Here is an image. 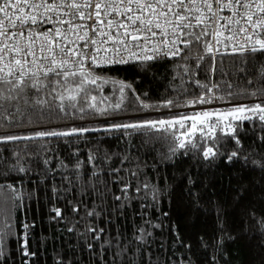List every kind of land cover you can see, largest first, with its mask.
<instances>
[{
  "label": "trees",
  "instance_id": "trees-1",
  "mask_svg": "<svg viewBox=\"0 0 264 264\" xmlns=\"http://www.w3.org/2000/svg\"><path fill=\"white\" fill-rule=\"evenodd\" d=\"M240 59L224 57L215 72L208 71L207 58L200 69L180 58L97 69L95 74L107 82L98 81L101 86L90 95L97 96V108L104 113L83 119L77 113L46 126L5 123L0 135L100 130L0 144V184L15 188L20 197L0 204V264H264V122L256 113H246L250 120L232 122L239 143L217 126L221 154L210 159L201 149L214 141L199 133L198 149H179L154 130H104L113 123L264 106V83ZM184 64L188 72L178 67ZM113 81L131 88L122 93ZM200 95L209 102L185 103ZM214 99L222 105L209 107ZM166 100L177 106L164 107ZM116 103L120 109H114ZM233 151L239 157L229 161ZM10 192L5 189L6 196ZM57 208L60 217L53 211ZM93 228L98 231H89ZM126 246L127 252L117 257Z\"/></svg>",
  "mask_w": 264,
  "mask_h": 264
},
{
  "label": "snow or ice",
  "instance_id": "snow-or-ice-1",
  "mask_svg": "<svg viewBox=\"0 0 264 264\" xmlns=\"http://www.w3.org/2000/svg\"><path fill=\"white\" fill-rule=\"evenodd\" d=\"M226 56L240 57L238 63L255 68L259 81L264 83V0H0V128L5 123L19 126L34 121L37 126H46V122L77 113L81 119L85 114L104 113V109L97 108V96L90 93L101 86L98 81L107 82L94 71L107 64L143 66L162 58H180L200 69L207 58L208 71L215 72L217 63L223 64ZM178 67L189 71L187 64ZM113 83L121 85L122 93L124 88H131L124 82ZM179 91L187 92L183 88ZM208 102L204 95L185 101L189 105ZM163 106L177 104L166 100ZM120 108L121 104L116 103L114 109ZM246 113H256L264 122V106L256 104L240 105L224 113L205 110L167 120L113 123L104 130H154L179 149H198L199 133L214 141L212 146L201 149L204 158L210 159L221 154L218 141L222 138L215 135L217 126L224 136L239 143L232 122L253 118ZM224 120L228 123L222 124ZM99 130L72 127L24 136L0 135V144ZM171 151L175 154L176 148ZM238 157L239 153L233 151L227 159ZM18 170L25 171L22 167ZM6 188H11L7 196ZM14 198H20L15 196V188L0 184V204ZM152 198L157 199L155 190ZM53 211L56 217L61 216L60 209ZM138 232L140 242H146L143 229ZM126 252L127 246L116 255L122 257ZM3 257L0 244V260Z\"/></svg>",
  "mask_w": 264,
  "mask_h": 264
},
{
  "label": "built area",
  "instance_id": "built-area-1",
  "mask_svg": "<svg viewBox=\"0 0 264 264\" xmlns=\"http://www.w3.org/2000/svg\"><path fill=\"white\" fill-rule=\"evenodd\" d=\"M162 59H164V58H162ZM113 65H118V64H107V65H105L103 67L95 68L94 70L105 68V67H109V66H113ZM221 105H222L221 102H219L217 99H214V101L212 103H210L208 106L209 107H214V106H221Z\"/></svg>",
  "mask_w": 264,
  "mask_h": 264
},
{
  "label": "rangeland",
  "instance_id": "rangeland-1",
  "mask_svg": "<svg viewBox=\"0 0 264 264\" xmlns=\"http://www.w3.org/2000/svg\"><path fill=\"white\" fill-rule=\"evenodd\" d=\"M212 108H215V107H212ZM208 111H214V112H221V113H224V112H227V111H221L219 109H207ZM205 111V110H204Z\"/></svg>",
  "mask_w": 264,
  "mask_h": 264
}]
</instances>
